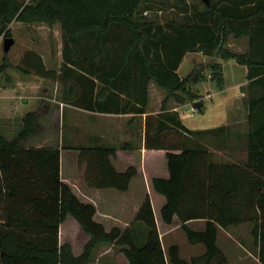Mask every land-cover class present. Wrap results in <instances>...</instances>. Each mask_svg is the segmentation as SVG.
Wrapping results in <instances>:
<instances>
[{
	"label": "trees",
	"instance_id": "16d2710c",
	"mask_svg": "<svg viewBox=\"0 0 264 264\" xmlns=\"http://www.w3.org/2000/svg\"><path fill=\"white\" fill-rule=\"evenodd\" d=\"M208 2H202L203 10L182 5L190 14L184 22L159 23L143 17L156 0H0V39L10 36L14 21L60 22V72L48 69L35 52L24 55L18 69L62 85L61 103L68 106L136 117L147 113L150 83L167 91L162 113L145 119L144 147L165 151L170 173L168 179H154L153 187L166 198L164 223L171 225L177 217L189 244L205 247L203 255L186 261L180 247L171 246L169 263L228 264L217 243L219 229L251 224L257 258L264 264V0ZM229 36L246 38L247 51H226ZM193 53L219 54L248 70L247 160L242 164L216 163L210 150L197 144L224 128L192 131L178 113L166 111L170 98L182 104L200 99L190 89L205 69L196 68L185 78L178 74ZM9 67L6 61L0 66V77ZM211 69L217 75L212 81L222 89V66L215 62ZM40 115L28 113L13 139L0 128V264H89L102 244L118 248L129 264H168L149 196L131 227L107 232L94 220L96 208L81 202L61 180V148L26 145L43 131ZM63 148L80 152L89 188L126 192L137 175L135 168L123 173L114 168L111 159L118 147ZM68 216L91 237L79 257L69 245H59V228ZM198 220L206 223L203 231L187 226Z\"/></svg>",
	"mask_w": 264,
	"mask_h": 264
},
{
	"label": "crops",
	"instance_id": "0c3cea01",
	"mask_svg": "<svg viewBox=\"0 0 264 264\" xmlns=\"http://www.w3.org/2000/svg\"><path fill=\"white\" fill-rule=\"evenodd\" d=\"M4 39L3 37L0 39V46ZM28 52L39 54L44 61V56L41 53L33 50ZM189 56L191 55L188 54L184 58V61H187ZM215 62L222 66L224 87L218 89L215 82L209 79L200 86L190 89L192 93L200 96V99L196 100L194 103L185 102L183 104L170 100L168 101L166 111L178 113L183 124L192 131H211L224 128L223 131L216 133L213 139L216 145L213 147L215 149V154L217 153L218 156L229 158L230 161L214 162L242 164L247 160V99L249 95L241 102L240 97L246 96L245 93H242V90H244L248 84L246 79L248 70L246 67L238 65L234 60L225 61L219 58V60ZM44 64L46 65L45 61ZM228 70H230L231 73H236L240 70L242 72L241 81L236 82L234 85L232 78H229L227 74ZM188 71V74H190L192 69ZM178 74L181 78H185L181 76L179 72ZM27 76L28 75H26V77ZM152 86L156 85L154 83H150L149 85V104L147 113L136 117L133 115L92 113L63 104L61 100L58 101L56 97L55 99L45 100L56 102L61 106L60 117L56 119L53 129H58L59 132H61L60 136L56 138L57 142L59 138L56 147L61 148L60 173L63 183L71 188L75 196L81 202L92 204L96 208L94 220L101 224L107 232H110L114 228L124 231L131 227L145 198L149 196L152 201L155 220L166 260L167 263L170 264L168 250L171 246L178 245L181 250V258L186 261L190 260L192 257L203 255L205 251L202 249H197L196 251L194 248H196L195 246L197 245H190L191 249L187 247L186 253H184V249L175 242L177 232L182 231L181 222L175 217L173 223L167 225L162 219L161 210L166 204V198L155 191L153 180L157 178L168 179L170 177L167 153L162 150L145 149L144 135L146 117H155L161 114L163 102L166 100V97L164 98L162 95H158L156 100L153 101L151 93ZM235 89L240 90L237 99L232 98L233 96L230 95V92ZM204 93H206V98H204ZM208 97L209 99H207ZM41 99V97L34 96L29 98L28 103V81L18 80L15 82L10 79L2 86L0 85V128L6 138L13 139L23 130L24 117L28 113L40 111ZM205 99L209 100L211 104L219 100V104L217 105L220 106L226 119L221 126L213 129L188 127L184 122L183 113L186 111L188 114L189 111L195 110V103H204ZM64 108L68 109L66 110ZM69 109H71V111ZM50 111L51 108L48 107L44 112H41L39 123L43 127V131L39 134L40 136L38 135L40 138H32L35 139L34 147H45L44 144H41L44 140L41 134L44 131L47 132L50 130L51 126L45 121ZM69 114L74 115V117L79 116L76 118L79 120L75 118L70 120L69 117H67ZM82 114H88V118H90L88 122L80 120ZM138 122H140V125ZM64 125L67 126L68 132L64 133V131H62ZM203 139L197 141V144L210 149L209 145H206ZM64 143H66V146H62ZM96 145L107 147L115 146L119 148L116 152V156L111 159L114 168L118 172L123 173L129 168H135L137 170V175L132 179L130 187L126 192L114 189L100 190L89 188L85 181L86 165H79L80 152L78 150H67L63 148L68 146L83 148ZM128 145L133 147V149L128 151L122 149V147ZM237 153H239L240 156H237ZM205 224L204 220H198L187 223V226L194 231H203L205 229ZM245 226H248V224L232 227L228 230L219 229L217 243L220 237H223L225 245H232L233 242H236V234L232 235L231 231H237ZM236 237L239 236L237 235ZM90 240L91 237L85 233L82 226L74 217L68 216L60 225L59 245H69L76 257L84 253ZM226 257L228 258V264H230L229 256L226 255ZM89 264H129V262L118 248L113 245L102 244L95 249L93 259Z\"/></svg>",
	"mask_w": 264,
	"mask_h": 264
},
{
	"label": "rangeland",
	"instance_id": "374dc122",
	"mask_svg": "<svg viewBox=\"0 0 264 264\" xmlns=\"http://www.w3.org/2000/svg\"><path fill=\"white\" fill-rule=\"evenodd\" d=\"M187 5L188 7H192L194 5L198 6L200 10H203V3L201 0H156V3L152 5V10L148 14H144V18L149 20H155L159 23H167L173 19L184 22L185 18L189 17L190 14L183 13V6ZM11 26V27H10ZM9 26L10 36L8 38H13L15 40V45L12 47L11 51L8 54L4 53L3 50V42H1L0 46V66L4 64V62H8L10 67L6 69V72L1 75V86L7 82V80L13 81H28V103L29 98L31 97H41L40 100L41 106L40 111L44 112L48 107L51 108L50 114L45 120L48 125H50L49 131H44L41 134L42 139H44L41 144H44L45 147H56L58 142L56 140L57 137L60 136L61 132L57 129H53V125L56 122V119L60 117L61 114V106L60 104L52 101H47L45 99H56L58 101L61 100V94L63 87L58 83H54L49 80H42L34 75H28L26 77L21 71H19L18 66L22 60V57L28 51H37L44 56V61L46 63V67L48 69L55 70L60 72L62 66V49H63V39H62V28L61 23H48L45 21H38L32 23H21L14 21ZM224 49L233 54L242 55L248 49V40L246 39H236L233 36H229ZM187 61L182 62L181 68L179 69V73L183 77H187L189 74V69H192L191 73L199 67H203L205 71L202 73V80L195 84L193 88L200 86L202 83L207 82L209 79L212 80L217 79L216 73L213 72L211 66L215 63L216 60H219L218 57H207L201 53H193L190 54ZM190 73V74H191ZM229 78H232V82L235 85L236 82L241 81L242 72L239 70L236 73H231L230 70L227 71ZM152 99L156 100L158 95H162L164 98L168 97V92L163 91L157 86H152ZM200 93V92H199ZM202 93V92H201ZM240 93L239 89L232 90L230 95H232L234 99H237L238 94ZM242 93H245L246 96L240 97V102L248 97V92L246 90H242ZM206 93H204L205 95ZM206 98V95L204 96ZM209 99V97L207 98ZM205 99V107L201 112L197 111L194 113V116H191L190 113L193 111H189L188 114L186 111L183 113L184 122L190 128H202V129H213L221 126V124L226 119L224 113L221 111L219 105V100L214 101L212 104L209 100ZM177 102L174 98H170ZM68 109V108H64ZM71 111V109H69ZM70 120H73L74 115H67ZM90 118H88V114H82L80 120L88 122ZM59 120V119H58ZM79 120V119H76ZM70 123V122H69ZM140 125V122H138ZM62 131H67V126L64 125ZM40 136V135H39ZM34 138V137H33ZM40 138L38 136L35 139ZM55 138V140H54ZM215 137H205L203 140L206 145H209L210 152L213 156V161L217 162H229L230 159L222 156H218L215 154L214 143L213 140ZM29 139L27 142L28 147L34 146V140ZM46 139V140H45ZM49 139V140H48ZM53 139V140H51ZM66 143L62 144V146H66ZM240 156L239 153L236 154ZM232 160V159H231ZM234 160V159H233ZM252 225L248 224L237 231H231V234L235 235L236 242H233L232 245H225L223 237L219 239L218 246L222 248V250L226 253L225 255L229 256L230 264H260L257 258L256 248L253 242V238L250 235ZM239 237H236V236ZM183 249L184 253H186L187 247L190 248L191 244H189L187 240V236L184 231H178L176 234V241ZM227 244V243H226ZM197 249H202L205 251V247L203 245L195 246ZM198 247V248H197ZM191 249V248H190ZM199 251V250H198Z\"/></svg>",
	"mask_w": 264,
	"mask_h": 264
},
{
	"label": "water",
	"instance_id": "95a60500",
	"mask_svg": "<svg viewBox=\"0 0 264 264\" xmlns=\"http://www.w3.org/2000/svg\"><path fill=\"white\" fill-rule=\"evenodd\" d=\"M201 1L203 3H205V4H207V5L209 3L208 0H201ZM14 45H15V40L13 38H5L4 41H3L4 53L8 54L11 51L12 47H14ZM203 107H204V103L203 102H197L194 105V109L196 111H199V112L202 111Z\"/></svg>",
	"mask_w": 264,
	"mask_h": 264
},
{
	"label": "built area",
	"instance_id": "2783aa9c",
	"mask_svg": "<svg viewBox=\"0 0 264 264\" xmlns=\"http://www.w3.org/2000/svg\"><path fill=\"white\" fill-rule=\"evenodd\" d=\"M197 111L196 110H193V113L191 114V116H194V113H196Z\"/></svg>",
	"mask_w": 264,
	"mask_h": 264
}]
</instances>
